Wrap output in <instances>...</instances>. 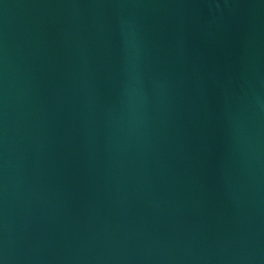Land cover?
Returning a JSON list of instances; mask_svg holds the SVG:
<instances>
[{"label":"water","instance_id":"obj_1","mask_svg":"<svg viewBox=\"0 0 264 264\" xmlns=\"http://www.w3.org/2000/svg\"><path fill=\"white\" fill-rule=\"evenodd\" d=\"M0 264H264V0H0Z\"/></svg>","mask_w":264,"mask_h":264}]
</instances>
